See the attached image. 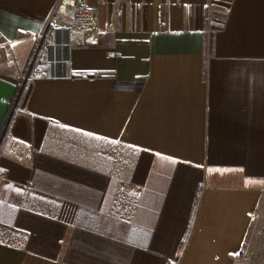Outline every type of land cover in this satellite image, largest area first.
<instances>
[{"label":"crops","instance_id":"0c3cea01","mask_svg":"<svg viewBox=\"0 0 264 264\" xmlns=\"http://www.w3.org/2000/svg\"><path fill=\"white\" fill-rule=\"evenodd\" d=\"M86 1L91 32L0 0V264H232L264 227V0Z\"/></svg>","mask_w":264,"mask_h":264},{"label":"built area","instance_id":"2783aa9c","mask_svg":"<svg viewBox=\"0 0 264 264\" xmlns=\"http://www.w3.org/2000/svg\"><path fill=\"white\" fill-rule=\"evenodd\" d=\"M68 9H72V20L76 26L84 32H91L93 30L95 14L88 6L86 0H57V4L50 18V23L57 21ZM46 41L50 46L55 45V38L52 35L46 37ZM45 62L49 63L52 61L45 60ZM5 177V173L0 170V181L5 179ZM232 264H247L245 252H239Z\"/></svg>","mask_w":264,"mask_h":264},{"label":"rangeland","instance_id":"374dc122","mask_svg":"<svg viewBox=\"0 0 264 264\" xmlns=\"http://www.w3.org/2000/svg\"><path fill=\"white\" fill-rule=\"evenodd\" d=\"M247 243L243 249L247 264H264V227L259 225L249 232Z\"/></svg>","mask_w":264,"mask_h":264},{"label":"trees","instance_id":"16d2710c","mask_svg":"<svg viewBox=\"0 0 264 264\" xmlns=\"http://www.w3.org/2000/svg\"><path fill=\"white\" fill-rule=\"evenodd\" d=\"M25 87H26V83H25V85L19 90V92H18V94H17V98H16V102H15V106H14V108H16V106H17V104L22 100V98H23V96H24V92H25ZM12 110V109H11ZM15 111V110H14ZM13 111V112H14ZM9 121H10V119H8V117H7V122H6V124H7V126H8V123H9ZM5 124V125H6Z\"/></svg>","mask_w":264,"mask_h":264}]
</instances>
